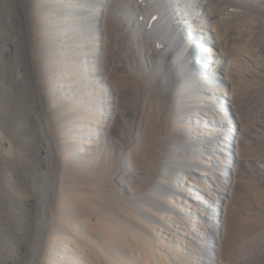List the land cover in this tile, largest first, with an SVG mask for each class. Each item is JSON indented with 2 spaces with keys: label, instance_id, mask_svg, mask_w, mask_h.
I'll return each instance as SVG.
<instances>
[{
  "label": "bare ground",
  "instance_id": "6f19581e",
  "mask_svg": "<svg viewBox=\"0 0 264 264\" xmlns=\"http://www.w3.org/2000/svg\"><path fill=\"white\" fill-rule=\"evenodd\" d=\"M0 264H264V0H0Z\"/></svg>",
  "mask_w": 264,
  "mask_h": 264
},
{
  "label": "rangeland",
  "instance_id": "374dc122",
  "mask_svg": "<svg viewBox=\"0 0 264 264\" xmlns=\"http://www.w3.org/2000/svg\"><path fill=\"white\" fill-rule=\"evenodd\" d=\"M188 21H184L181 22V21H176L174 24V27L175 30H174V33L177 34L178 33V27H184ZM184 28H187L186 26ZM176 36V35H175ZM187 46H186V51L188 53V56H187V59L189 61L190 64L194 65V64H198V65H201L199 63H201V60L199 59L198 55L195 54L199 51H197V49L201 50L202 48H204L205 44L203 41L199 40V39H188L187 40ZM205 70H208L207 68ZM214 70L212 69H209L208 70V74L211 75V72H213ZM253 93V90L252 88L249 89V91H246V92H242L241 95H240V99H239V102H240V105L242 107V110H243V114H246V117L248 116V120L249 118H251V120L255 119L258 115H259V111H260V102H259V99L252 94ZM251 131H252V127H250ZM251 133V132H250ZM32 137L36 138L37 135L34 133V130H32V133H31ZM34 135V136H33ZM255 150V147L253 148ZM242 170H243V173H241V177L243 179H246L247 182H249V175H250V171L242 165ZM246 173V174H245ZM242 179V180H243ZM242 182H245L244 180ZM242 183H239L237 184L236 183V187L237 189L239 190V187ZM115 185V183H114ZM175 202H177V198L173 197L172 198ZM182 207H185V203L182 202ZM187 208V206H186ZM163 238V237H161ZM216 245H218V242L216 243Z\"/></svg>",
  "mask_w": 264,
  "mask_h": 264
}]
</instances>
